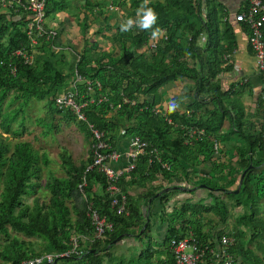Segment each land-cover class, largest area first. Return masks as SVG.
<instances>
[{"label": "trees", "instance_id": "16d2710c", "mask_svg": "<svg viewBox=\"0 0 264 264\" xmlns=\"http://www.w3.org/2000/svg\"><path fill=\"white\" fill-rule=\"evenodd\" d=\"M106 1L83 0L78 6L73 0H48L46 15L54 18L64 12L87 32L89 16L96 12L103 17ZM112 1L113 7L123 4L122 0ZM129 1L128 11L139 13L140 18L142 7L152 9L157 16L155 24L137 34L114 29L111 41L119 42V55L85 49L69 72L65 69L67 58L57 50L60 46L56 40H40L33 47L34 64H25L15 55L18 50L31 49L25 23L19 16L0 10V264H20L44 254L63 253L70 249L73 237L89 239L94 232L90 208L106 217L113 230L101 240L81 243L83 256L57 258L52 264H158L150 237L156 200L160 219L168 224L165 245L171 247L172 239L193 234L203 247L216 249L223 236H233L237 241L230 253L236 262L264 264V258L250 247L264 235V218L260 217L264 198L262 127L256 128L242 99L246 92L251 93L247 84H235L228 91L222 88V76L232 69L229 58L234 49V38L227 35L223 25V8L216 0ZM104 20L108 22L107 17ZM157 29L160 32L154 36L156 48L152 50L151 37ZM102 36L106 38L104 33ZM76 73L82 77L77 84V100L89 101V89L96 97L108 98L89 103L84 109L85 121L78 120L70 109L56 106V98L73 87ZM181 78L195 83L194 104L184 113H155L163 102V88ZM123 97L136 105L122 104L118 109ZM32 99L46 102L52 116L59 114L75 123L91 147L95 143L93 129L105 134L104 140L112 149L133 136L148 142L136 169L120 181L128 197L127 214L120 215L111 206L105 176L96 170L87 171L93 160L92 148L80 165L62 149L64 175H53L45 183L44 166L50 164L47 154L29 141L12 142L5 137H19L14 124L22 116L19 127H23L25 108ZM253 102L261 120L264 102L260 95ZM39 123L44 126V136L54 133L52 122ZM229 135L235 140L228 139ZM215 142L224 146L234 143L231 160L215 158ZM203 168L210 173L201 175ZM259 168L263 171L258 172ZM80 185H84L83 191ZM203 185L206 188H201ZM148 187L145 193L131 192ZM204 189L212 191L210 204L188 202L171 208L172 196ZM225 195L246 209L237 219L241 228L232 235L225 230L206 233L204 215L214 213L218 222L226 223L229 209ZM29 197H33L32 204L26 202ZM145 202L148 205L144 207ZM128 237L145 239L141 240L144 245L138 261L126 263L116 259L113 248ZM171 256L168 264H174V253Z\"/></svg>", "mask_w": 264, "mask_h": 264}, {"label": "built area", "instance_id": "2783aa9c", "mask_svg": "<svg viewBox=\"0 0 264 264\" xmlns=\"http://www.w3.org/2000/svg\"><path fill=\"white\" fill-rule=\"evenodd\" d=\"M128 0H122V3ZM48 0H0V10L9 14H15L25 23V32L31 42V49H21L15 55L21 56L27 65H32L35 62L36 52L33 49L35 45L42 39L58 40L60 37L61 28L59 23L50 24L49 17L46 15V7ZM120 7L110 6L112 11L119 10ZM237 21L246 23L250 28L249 43L254 53L255 63L258 76L261 79L262 90L261 98L264 102V0H248L247 9L236 16ZM151 49L156 48V38L151 37ZM58 50V49H57ZM13 72L15 70L13 69ZM77 74V73H76ZM78 75V74H77ZM82 81L81 76H77L72 88L59 95L56 98V106L59 109H70L78 120L85 121L86 117L84 109L89 103H101L107 101V96L96 97L92 89L90 100H77V84ZM75 88V91H73ZM136 105L135 101H130L123 97L122 103L118 105V109L122 104ZM157 114H165L160 108L155 109ZM171 123V120H169ZM261 133L264 141V114L261 116ZM95 143L92 145L93 160L88 166L87 171L96 170L104 175L107 180V191L110 195L111 206L118 214L123 215L128 213V197L123 192L120 181L121 178L136 169L139 159L145 155L149 148L148 142L142 140L138 136H133L130 139V149L123 156L117 149H112L111 146L104 140L105 134L96 129L92 130ZM198 134V133H197ZM203 134V132H199ZM222 144L215 142V158L221 156ZM157 154V151H155ZM160 161V157L156 156ZM125 160L123 167H117L121 160ZM164 168L170 169L168 164H163ZM86 185V184H84ZM80 185L83 191V186ZM94 232L91 237H73L70 241V249L59 254H44L35 258L27 259L20 264H52L55 259L77 256L81 257L84 254V249L81 243L94 242L101 240L108 231L113 230V224L108 222L107 218L102 216L96 209L90 208L88 212ZM236 239L233 236H223L216 249H210L208 246L203 247L191 234L183 239H172L171 249L174 253V264H235L236 261L230 253V249L235 245ZM210 251L208 254L207 252Z\"/></svg>", "mask_w": 264, "mask_h": 264}, {"label": "crops", "instance_id": "0c3cea01", "mask_svg": "<svg viewBox=\"0 0 264 264\" xmlns=\"http://www.w3.org/2000/svg\"><path fill=\"white\" fill-rule=\"evenodd\" d=\"M216 1L223 8L225 14L223 18V25L224 27L227 28V35L232 36L234 38L231 40V42L234 44V49L231 57L229 58V62L232 65V69L222 76V88L224 91H228L235 84H241V85L247 84L251 88L250 94L246 92V98L244 102L247 108L249 109L252 121L255 123V125H257L256 128L258 129L262 125L261 122L258 123L260 119L259 116L256 115L257 112H255L256 108L254 106L253 99L254 97H257L261 94L262 83L260 77L258 76L254 53L249 43L248 30L245 28L244 23L239 22L236 19V16L238 14L246 10L248 5V0H216ZM74 3L78 6L82 4V2L77 4L75 1ZM107 12L104 14L103 17L99 16V13L96 12L92 13V15H90L88 18L87 24L91 26V28H94V30L90 29L91 33L89 34V36L86 37L84 31L82 32L83 33L82 37L79 36V32H78L79 37L77 36V38H74L73 36L70 35V29L71 27H73V25L80 27L81 24L77 23L75 20L68 17L64 12L58 13L54 18L49 17L50 24L53 25L59 23V26L61 28L60 37L57 40V44L60 46L58 47V50L59 51L61 50L67 58V66L65 67L66 71L69 72L75 68L76 63L79 60V55L82 54L85 49H91L93 51L108 50L113 52L114 55L120 54L121 46L119 42H112L111 40H106L107 38L104 39L102 35L100 36L96 32L101 31V29L104 30L105 28L108 29L113 28V29L121 30L122 23L126 24L129 20L137 21L140 17L137 18V14H135L137 12H133L134 15L128 14L126 16L120 15L118 12H111V13L110 12L107 13ZM122 16L125 18L126 21L123 20ZM106 17L108 18V22L104 20ZM82 20L83 19H81V21ZM134 24L136 23H133V25ZM95 25H97V27ZM133 25L131 26L132 28L131 27L130 28L132 29L134 34L140 33L142 31L139 24H136L134 26ZM92 34L98 35V37L99 36L100 37L99 38L97 37V40H94L96 39V36ZM194 87H195V83L187 78H181L175 81L174 83L169 84L168 86L163 88L162 91L163 102L161 104V107L159 108L163 112L170 111V108L174 109L171 111H177L180 113L186 112L194 104V99H195V95L193 91ZM228 139L234 141L235 137L229 135ZM117 149L123 156H125L130 149V139L129 138L122 139ZM125 163H126L125 160L122 159L119 165H117V167H123ZM209 173H210V169L208 168H203L201 170V175L209 174ZM148 190L149 187L146 190L133 188L131 189V192L133 194H141L147 192ZM202 192L203 190H198L188 194L178 193L176 195V198H174L170 202V206L174 205L177 199L179 198H188L193 196L194 194H198V196H202L203 195ZM210 203L211 200L207 202V204ZM158 204L159 203L156 200L154 202V206H156V209L151 210L152 215L154 214V212L161 211V208H159ZM147 205L148 202H145L143 206L145 207ZM155 219L156 221L154 224L153 217L151 218L152 224L150 230V237L154 240V249L156 251L154 261L155 263L158 264H168L170 261V257H172L171 254H173L171 247L169 245L167 246L164 244L168 230V224L166 222H162L160 217L159 218L156 217ZM219 226L220 227H217L215 228V230L212 231V235H214L216 232L222 231L226 227V223L225 224L221 223ZM143 239L145 238L142 237L141 239H138L137 237H128L123 241H121L118 245L119 246L126 245L127 244L126 242L135 244V246L140 247V250L137 252V254L139 255L142 252L141 240ZM113 253L116 256V258H118V260L123 259L125 260L126 263L131 261V260L127 261L126 257H124V253L117 251V249L115 250L113 248ZM241 262L242 261L237 260L236 264H242Z\"/></svg>", "mask_w": 264, "mask_h": 264}, {"label": "rangeland", "instance_id": "374dc122", "mask_svg": "<svg viewBox=\"0 0 264 264\" xmlns=\"http://www.w3.org/2000/svg\"><path fill=\"white\" fill-rule=\"evenodd\" d=\"M77 4L83 2V0H74ZM112 0H107L105 3V8L107 9L108 12H118L120 15L126 16L128 14L130 15H134L133 12H129L128 8H129V0L125 3H123L122 5H120L119 10L118 11H112L109 9L110 6H112ZM107 12V13H108ZM137 14V18L140 17V15L138 16ZM122 16L123 20H125V18ZM77 22V21H76ZM122 23V22H121ZM125 24V23H124ZM122 23V25H124ZM136 25V24H134ZM133 25V26H134ZM97 27V25H95ZM139 26V25H137ZM132 28V27H131ZM131 28H128L129 30H132ZM94 28H91V26H89V29L87 30V32H85V30L83 28H81V26H74L71 27L70 29V35L73 36L74 38H77L78 36V32H79V36L82 37V32L84 31L85 37L89 36V34L91 33V30ZM96 29V28H95ZM115 30L114 29H108L105 28L103 33L106 34V40H111V38L113 37V34ZM98 33V35H102L103 33L101 31L96 32ZM100 33V34H99ZM88 34V35H87ZM94 35V34H92ZM98 35H94L97 37ZM78 36V37H79ZM99 36V37H100ZM98 37V38H99ZM91 40V39H90ZM110 48V46H109ZM68 72V71H67ZM246 98V94L243 96V101H245ZM250 106V105H249ZM52 114L50 113L49 108L47 107L46 102L43 101H39L37 99H32L30 101V103L28 104V106L25 108V113L23 116V127H19L20 125V121L22 120V116H20V118L15 122L14 127L15 129H18L20 132L19 137H11L10 135H5V137L10 138V140L12 142H15L17 140L20 141H29L31 143H33V145L41 152V153H46L47 154V158L50 161V164L48 166H44V171H43V179L46 182H48L49 178L53 175L56 176H63L64 172H63V168H62V159H61V152L62 149H66L70 155L72 156L73 160L75 161L76 164L80 165L82 162L86 161L89 158V154L91 151V142L88 141L84 134L79 130V128L77 127V125L75 123H73L72 121L62 117L59 114H55L52 117ZM45 121V122H52L53 126H54V133L50 136H44L43 135V131H44V126L40 125L39 121ZM228 127V125H226V128ZM234 143L230 142L227 143V145H222V152H221V156H219L218 158L221 161H228L231 160L232 156H230V154H232V147H233ZM225 148V149H224ZM226 151V152H225ZM262 168L257 169L258 172H261L263 170H261ZM236 188V187H233ZM211 190L208 189H204L202 192V196H198V194H194L191 197L188 198H179L177 199V201L175 202L174 205L171 206V208H179L181 206V204L184 203H196V204H207L208 201L211 200V202H213V197L211 195ZM173 198H176V195L172 196ZM225 202L228 205V209H229V214L227 217V221H226V227L223 229L225 230L228 234H233L235 232H237L238 229L241 228V226L238 224V217L240 215H242L246 209L244 207V205H237V202L235 200H231L229 199L226 195H225ZM26 202L28 204H32L33 203V197H29L26 199ZM260 207H261V212H260V217L264 218V198L260 201ZM156 209V208H155ZM160 212H154L153 214V223L155 224L156 221V217H160ZM169 217H171L170 215H168ZM160 221V220H159ZM161 222V221H160ZM203 224H204V231L206 233H211L212 231L215 230V228L220 227L219 225L221 224V222H218V217L214 214V213H210V214H206L204 215V220H203ZM222 230V231H223ZM250 235V233H248ZM248 235V236H249ZM25 240H32V241H37L39 242L40 240H38V238H28L27 237H23ZM127 243V244H126ZM126 245L123 246H119L116 245L114 247V249L120 252L124 253V257H126L127 261L131 260L133 261H138V254L137 252L140 250L139 246H135V244H131L129 242H126ZM142 243V242H141ZM140 245V243H139ZM144 245V244H143ZM142 245V247H143ZM250 247L262 258H264V235L259 237L257 240L253 241L250 243ZM118 260V258H116ZM117 260H114L115 262ZM240 260V259H237ZM241 261V260H240ZM243 264H250L249 262H244Z\"/></svg>", "mask_w": 264, "mask_h": 264}, {"label": "clouds", "instance_id": "9594fccd", "mask_svg": "<svg viewBox=\"0 0 264 264\" xmlns=\"http://www.w3.org/2000/svg\"><path fill=\"white\" fill-rule=\"evenodd\" d=\"M148 2V0H145V4ZM141 11L143 12V15L141 18H139L137 21H132L129 20L126 24L121 26V30L122 31H126L128 30V28H130L133 23L139 24L141 28L143 29H149L152 27V25L155 24L157 16L156 13L152 10V9H144L143 7L141 8ZM139 15V13H138ZM160 32L159 29H157L155 32H153V36L158 35ZM174 110L173 108H170V111Z\"/></svg>", "mask_w": 264, "mask_h": 264}, {"label": "water", "instance_id": "95a60500", "mask_svg": "<svg viewBox=\"0 0 264 264\" xmlns=\"http://www.w3.org/2000/svg\"><path fill=\"white\" fill-rule=\"evenodd\" d=\"M244 177H245V175L242 176L241 181H243ZM201 188H206V187L203 185V186H201ZM236 192L238 193L239 190H237Z\"/></svg>", "mask_w": 264, "mask_h": 264}]
</instances>
